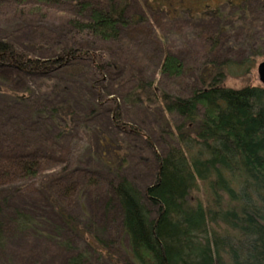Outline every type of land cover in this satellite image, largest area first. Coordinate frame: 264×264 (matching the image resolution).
Listing matches in <instances>:
<instances>
[{
    "label": "trees",
    "instance_id": "16d2710c",
    "mask_svg": "<svg viewBox=\"0 0 264 264\" xmlns=\"http://www.w3.org/2000/svg\"><path fill=\"white\" fill-rule=\"evenodd\" d=\"M183 3L0 0V96L9 98L0 104V251L18 236L48 240L67 254L63 264H264V87L226 84L252 69L218 59L222 27L212 26L232 20L253 32L264 0H229V12L207 18ZM170 13L201 21L209 56L178 95L160 87L177 90L187 73L165 38ZM76 66L89 68L84 109L12 88ZM105 83L121 104L102 96ZM103 107L116 134L96 139L90 122ZM137 107L158 124L125 123L124 109ZM138 141L152 172L144 189L126 172ZM84 194L105 200L102 218L76 216L87 214Z\"/></svg>",
    "mask_w": 264,
    "mask_h": 264
},
{
    "label": "rangeland",
    "instance_id": "374dc122",
    "mask_svg": "<svg viewBox=\"0 0 264 264\" xmlns=\"http://www.w3.org/2000/svg\"><path fill=\"white\" fill-rule=\"evenodd\" d=\"M228 1L229 0H184L183 5L186 6V8L190 7L193 17L197 14L203 16V18H207L212 13H216V9L219 10L223 8L221 11L229 12L230 9L227 7ZM150 2L152 3V1ZM192 16L190 18L181 16L180 13L176 15L170 13L168 15L169 21H167L166 25L163 27V29H165V38L169 50L175 53V55L187 66L185 81L179 82L180 84L177 90L175 88H167L163 85L160 86L165 90L167 89L166 91L168 92L170 90L174 94H177L179 90V93H182L187 86L192 83L190 77L199 73L196 68L198 66L196 61L206 60L209 57H205V50L202 49V44L200 42L198 43V35L206 27L201 21L197 19L193 20ZM258 22L260 23L257 29L253 32H249L240 25H236L232 20L212 21V23L215 24L212 26L221 25L222 27L220 37L223 39V46H221L223 49L217 54L218 59H225L239 66L247 62L246 66H250L249 69H252L248 77H229L226 80V84L231 88L240 89L245 87V85L263 87L258 79L257 67L260 63L264 62V16L259 18ZM225 24L228 26L227 28L224 26ZM250 40L254 47L247 44L251 42ZM257 54L261 56L256 57ZM195 63L197 64L196 66ZM89 75V68L87 66H76L62 69L51 77L20 78L12 88L19 93L29 88L33 92V97L36 95L42 98V101L47 100L48 103L71 100L70 102H74L76 106L84 109L85 106H91L89 101L93 99V93L90 90V86L87 84V77ZM3 77L7 80L5 76ZM101 87L102 96L108 99L116 97L117 102L121 104V98L115 94L112 95L114 91L113 88L108 86L107 83L101 85ZM6 101H9L8 97L0 96V104ZM5 116L6 115H0V125L1 120H3ZM158 117V113H154L150 110L144 111V108L141 107L133 109L126 108L123 111L125 123L131 127H138L147 131L158 124ZM90 124L93 126V135L96 139L102 138L105 135L115 136L116 134V119L113 117L111 109L103 107L102 110L94 116ZM96 149L100 152V144L96 145ZM128 150L129 165L126 171L128 172V177L136 183L138 188L144 189L151 184L152 178V172L149 171L148 167L146 150L139 141L131 142ZM103 151L106 152L108 158L115 157L110 150V152H107L104 148ZM83 160L85 163L89 161L86 157H83ZM95 198L96 196L94 195L90 196L89 194H84L81 203L84 210L87 211V214L85 215L82 212V207L79 208L76 216L80 220L87 219L88 221H92L95 218L94 220L97 221L98 218H102L105 200ZM102 226H104L102 229L108 233L106 237L109 238V232L111 231L109 225ZM66 255L64 251L56 248L44 238L26 240L23 237L16 236L9 238L8 245L4 250L0 251V264H63Z\"/></svg>",
    "mask_w": 264,
    "mask_h": 264
},
{
    "label": "water",
    "instance_id": "95a60500",
    "mask_svg": "<svg viewBox=\"0 0 264 264\" xmlns=\"http://www.w3.org/2000/svg\"><path fill=\"white\" fill-rule=\"evenodd\" d=\"M258 79L260 80L262 86L264 87V62L258 65Z\"/></svg>",
    "mask_w": 264,
    "mask_h": 264
}]
</instances>
